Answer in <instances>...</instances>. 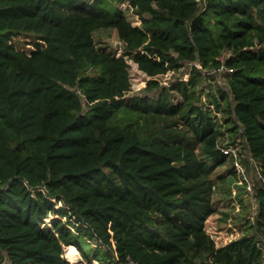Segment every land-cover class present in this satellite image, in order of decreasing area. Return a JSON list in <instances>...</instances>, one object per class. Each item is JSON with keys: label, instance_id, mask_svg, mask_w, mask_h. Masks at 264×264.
<instances>
[{"label": "trees", "instance_id": "obj_1", "mask_svg": "<svg viewBox=\"0 0 264 264\" xmlns=\"http://www.w3.org/2000/svg\"><path fill=\"white\" fill-rule=\"evenodd\" d=\"M105 28L125 55L97 46ZM129 58L145 95L126 97ZM187 63L203 70L161 85ZM223 67L262 184L257 234L218 247L211 174L229 155L196 89ZM71 245L86 264H264V0H0V264H72Z\"/></svg>", "mask_w": 264, "mask_h": 264}, {"label": "rangeland", "instance_id": "obj_2", "mask_svg": "<svg viewBox=\"0 0 264 264\" xmlns=\"http://www.w3.org/2000/svg\"><path fill=\"white\" fill-rule=\"evenodd\" d=\"M121 7L126 10L129 20L134 25H142L139 16L136 15L133 8L130 9L128 1H124ZM94 36L99 48H107L118 53V56L125 55L124 43L120 40L116 29H99ZM35 38L34 35L22 34L16 37L15 44L21 50L30 53ZM229 54V51H226L222 59L225 60ZM129 63L133 87L126 97L145 95V88L150 78L139 69L135 61L129 58ZM193 67V63H187L180 71H170L159 76L161 85L171 86L180 80L189 81ZM227 77L226 68H222L214 75H209L208 71H204L202 83L196 89L198 96H200V106L208 111L217 128L224 133L219 145L237 147L246 166V178L240 177L234 168L233 157L229 156L228 161L224 165L217 166L211 174L215 213L207 221L206 229L218 247L242 237L246 232L257 234L259 201L256 198V193L257 188L262 184L261 165L254 159L249 150L242 127L233 114V96L229 89ZM180 99L179 94L174 93V100L179 101ZM191 133L194 132L191 131ZM201 158L205 159V156H201ZM78 251L76 258L70 260L67 250L65 258L72 264H86L83 254L80 250ZM5 264H11V262L8 260ZM91 264L97 263L93 261Z\"/></svg>", "mask_w": 264, "mask_h": 264}, {"label": "built area", "instance_id": "obj_3", "mask_svg": "<svg viewBox=\"0 0 264 264\" xmlns=\"http://www.w3.org/2000/svg\"><path fill=\"white\" fill-rule=\"evenodd\" d=\"M129 6L131 7L130 3H129ZM194 66H197L198 68H202L201 65L199 63H193ZM223 68H226V67H223ZM227 69V68H226ZM203 70V69H201ZM217 71L219 70H214V71H211V72H208L209 75H214ZM230 70L227 69V72H229ZM150 78V77H149ZM218 148L223 152V153H226L228 154L229 156L233 157V160H234V168L236 169L238 175L240 177H244L246 178V166L244 164V161L242 160L238 150H237V147H232V146H220L218 144ZM61 204V203H60ZM54 216L53 215H50L48 218L45 219V223L46 224H51V218H53ZM97 264H99L98 261H95Z\"/></svg>", "mask_w": 264, "mask_h": 264}, {"label": "bare ground", "instance_id": "obj_4", "mask_svg": "<svg viewBox=\"0 0 264 264\" xmlns=\"http://www.w3.org/2000/svg\"><path fill=\"white\" fill-rule=\"evenodd\" d=\"M67 250H68L70 260H74L77 256V251L79 250L78 247L75 245H71L70 247L67 248Z\"/></svg>", "mask_w": 264, "mask_h": 264}]
</instances>
